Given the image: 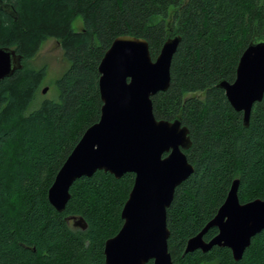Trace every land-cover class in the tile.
Masks as SVG:
<instances>
[{"label":"trees","instance_id":"16d2710c","mask_svg":"<svg viewBox=\"0 0 264 264\" xmlns=\"http://www.w3.org/2000/svg\"><path fill=\"white\" fill-rule=\"evenodd\" d=\"M77 15L79 31L71 26ZM125 34L146 39L152 59L169 36L181 37L170 85L151 97L154 116L179 118L191 140L184 152L193 172L175 188L166 212L172 261L264 264V229L238 261L219 246L183 255L234 179L241 203L264 199V95L244 126L242 112L217 86L234 80L248 43L264 39V0H0V47L22 58V67L0 80V264H106L104 242L122 225L134 174L115 178L97 170L75 180L61 212L49 204L47 190L99 119L98 65L113 39ZM48 38L58 41L69 65L56 80L58 98L29 109L46 69L28 61ZM14 195L18 203L10 207ZM68 216H81L86 228L70 225ZM217 232L209 228L204 240Z\"/></svg>","mask_w":264,"mask_h":264},{"label":"water","instance_id":"95a60500","mask_svg":"<svg viewBox=\"0 0 264 264\" xmlns=\"http://www.w3.org/2000/svg\"><path fill=\"white\" fill-rule=\"evenodd\" d=\"M180 40V35L169 36L152 59L146 39L126 34L113 39L98 65L99 119L82 133L47 190L49 204L61 212L75 180L97 170L115 178L134 174L120 212L122 225L104 242L106 264H179L168 251L166 212L175 188L193 172L184 152L191 140L179 118L154 116L151 97L168 89ZM21 67L22 58L14 49L0 47V80ZM217 86L248 126L253 105L264 95V39L251 40L238 59L234 80H221ZM237 189L234 179L215 215L187 239L183 255L219 246L229 248L235 261L242 258L251 239L264 229V199L241 203ZM66 221L81 229L87 226L81 216ZM211 227L218 232L206 241L203 236Z\"/></svg>","mask_w":264,"mask_h":264},{"label":"rangeland","instance_id":"374dc122","mask_svg":"<svg viewBox=\"0 0 264 264\" xmlns=\"http://www.w3.org/2000/svg\"><path fill=\"white\" fill-rule=\"evenodd\" d=\"M71 26L75 31H79L82 28L83 23L80 15L74 18ZM28 65L35 69L42 67L46 69V76L36 92L29 109L38 107L44 99H57L58 89L56 87V80L69 65V62L63 56V51L58 41L54 38H48L42 42L37 53L28 61ZM44 87L47 90L43 93L42 89ZM70 225H72V222H70Z\"/></svg>","mask_w":264,"mask_h":264},{"label":"clouds","instance_id":"9594fccd","mask_svg":"<svg viewBox=\"0 0 264 264\" xmlns=\"http://www.w3.org/2000/svg\"><path fill=\"white\" fill-rule=\"evenodd\" d=\"M17 203H18V197L17 196H12V198L10 199V201H9V206L11 207V206H15V205H17Z\"/></svg>","mask_w":264,"mask_h":264},{"label":"flooded vegetation","instance_id":"af4514ba","mask_svg":"<svg viewBox=\"0 0 264 264\" xmlns=\"http://www.w3.org/2000/svg\"><path fill=\"white\" fill-rule=\"evenodd\" d=\"M70 223V222H69Z\"/></svg>","mask_w":264,"mask_h":264}]
</instances>
